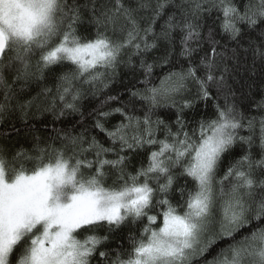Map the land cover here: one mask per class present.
Listing matches in <instances>:
<instances>
[{"label": "snow or ice", "instance_id": "1", "mask_svg": "<svg viewBox=\"0 0 264 264\" xmlns=\"http://www.w3.org/2000/svg\"><path fill=\"white\" fill-rule=\"evenodd\" d=\"M246 54L264 69V0H0V124L23 123L0 133V264H264V115L230 83ZM122 67L126 102L105 92Z\"/></svg>", "mask_w": 264, "mask_h": 264}, {"label": "trees", "instance_id": "2", "mask_svg": "<svg viewBox=\"0 0 264 264\" xmlns=\"http://www.w3.org/2000/svg\"><path fill=\"white\" fill-rule=\"evenodd\" d=\"M162 23V21H161ZM211 23V21H209ZM219 39V37H217ZM234 47L235 45H231ZM247 47V45H245ZM155 54V53H154ZM183 63V61H181ZM62 69H56V72L59 73ZM157 73L160 72V69L155 70ZM9 81L11 80V76L9 75ZM135 82V81H133ZM129 83V72L126 67H122L120 70L119 75L116 78V81L111 85L110 90H105L107 95H117L118 93L121 94V100L127 101L129 94L125 92L124 85ZM230 83H232V87L236 92V98L237 100H242L240 103L241 109H243L246 113V115L250 116H260L264 115V112L260 111L255 107L254 102H260L261 100H264V69L261 67V62L259 59H257L254 62L251 59L250 54H246L242 57L241 63L238 66L237 71L233 74L232 80H230ZM141 86L142 85H138ZM16 87H19L16 85ZM32 94H35L34 91ZM243 94V95H242ZM104 99V95H100L98 97H85L81 101V107L84 112V119L87 122L88 121V114L96 107H98L101 104V101ZM137 107L139 108V104H137ZM197 111L200 112V114H203L205 111H207L209 114L211 113L212 109L209 107L208 109H205L203 104H198L196 106ZM168 111H175L172 110H160L159 115L161 117L166 118ZM187 113L188 118L190 119L193 115L192 110H185ZM140 114L139 112L137 113ZM64 123H61L60 121H57L55 124V127H64L69 122H75L80 120L79 113L74 114H68L64 118ZM119 117H116L115 119L111 120V123H116L118 121ZM53 120V116L50 113H45L44 115L36 114L35 116L31 117L29 120V123L34 125L36 128H42L41 121H48V128L49 130L53 127V125L50 123ZM11 124H15L17 128H22L23 123L20 119V114L16 113L14 114L10 120H5L4 123L0 124V133L7 130ZM46 132H41V135H46ZM243 135H248L247 130H245ZM257 135H258V125H257ZM98 138L103 139V134H100ZM23 142V141H21ZM258 143V141H257ZM107 146V145H106ZM237 152H239V147L236 149ZM254 153L258 152V148L254 147L253 149ZM189 187H192L191 181H189ZM256 225L253 224V227ZM249 232L248 228H245L242 230L240 235L247 234ZM127 235H128V228L124 227L120 230H117L114 235L110 238L109 247H116L118 243H124L125 248H127ZM232 241L228 239H224L220 241L218 244H216L213 247V252H219L221 249L225 248L228 244H230Z\"/></svg>", "mask_w": 264, "mask_h": 264}]
</instances>
